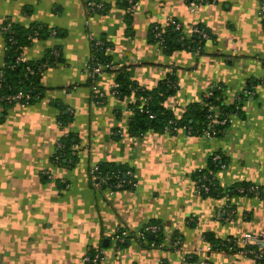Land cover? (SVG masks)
<instances>
[{"label": "crops", "instance_id": "crops-1", "mask_svg": "<svg viewBox=\"0 0 264 264\" xmlns=\"http://www.w3.org/2000/svg\"><path fill=\"white\" fill-rule=\"evenodd\" d=\"M104 1V11L89 14L85 0H0V67L5 26L41 27L21 54L34 62L54 57L41 73L37 100L0 108V264H86L94 251L105 255L100 264H254L221 242L264 235L261 0L197 7L189 0H136L131 13L125 0ZM171 19L204 25L209 38L202 49L160 46L151 27ZM92 36L112 45L115 64L94 81L87 71ZM172 75L174 91L163 104L177 118L216 87L234 106L232 122L215 137L187 128L132 130L136 107L146 103L136 90L155 89ZM125 79L134 86L130 94L114 93ZM251 85L255 94L238 99ZM68 136L69 160L60 162ZM216 153L225 159L214 173L219 190L199 195L196 176ZM104 162L132 168L138 185L116 193L95 188L90 167ZM242 183L263 194L226 193ZM152 222L162 232L140 240L137 232ZM120 228L128 231L123 243L115 238Z\"/></svg>", "mask_w": 264, "mask_h": 264}, {"label": "trees", "instance_id": "trees-1", "mask_svg": "<svg viewBox=\"0 0 264 264\" xmlns=\"http://www.w3.org/2000/svg\"><path fill=\"white\" fill-rule=\"evenodd\" d=\"M136 1V0H135ZM105 3V2H104ZM127 11L130 7V3L125 0ZM107 5L105 3L104 8L96 11L101 12L106 9ZM159 24H154L151 27L150 35L151 37L158 42V39L155 37L154 27ZM199 26L204 25L199 23ZM160 29L163 30V38H164V49L167 52H172L174 50H177L179 48H188L191 51L197 52V50L202 49V44L204 42V38L197 34L189 35L187 32L184 31H178L174 28V25L170 22L167 23V25H159ZM206 28V27H205ZM6 33V56H5V64L0 67V106L5 111L8 108L12 107L16 102H9L6 99L1 100V96H10L15 93H18L19 91H23L26 94L30 95V99L25 101L22 100L21 103L24 102V104L34 102L37 100L38 97L42 95L43 89L40 83L41 73L47 64H51L54 60V57H51V55L45 59V61L41 62H34L29 61L26 59V61H18L19 56H23L21 54L22 47L28 43L29 39L28 36H34L41 34V27L35 26L33 28H30L29 31L24 29H16L10 28L8 26H5L4 28ZM208 31V30H207ZM209 33V32H208ZM13 39L12 41L10 39ZM30 38V37H29ZM105 42V46H111L112 45L107 42L104 38H101ZM93 43V54L92 56H96V60L99 61H112L110 53L105 52L104 47H97L95 46L94 40H92ZM60 56L56 55V57ZM113 62V61H112ZM114 64V62H113ZM115 65V64H114ZM27 67H31L34 72L30 73L27 70ZM112 70V69H110ZM108 70V71H110ZM121 76L119 77V79ZM174 76H170L167 80L160 83L158 87L155 89H152L150 91L137 89L136 94L138 97H141L142 99H146V103L143 106L144 111H141L139 106L135 109V115L132 118L131 121V127L134 131H143L145 129L151 128L156 131H166L170 129L173 126V122L176 123L177 126H185L189 125L193 127V132L196 133H202V130L205 128H208V109L209 106H215L219 110H221L223 113H229L234 109V106H226V104L223 101L222 94L220 88H213L210 91L212 94H207L204 97V100L202 102L192 103L188 106L186 112L182 115V117L177 118L174 113L168 109L163 102L173 93L174 91ZM121 84L118 85V92L122 95L130 94L132 88L134 86H130L127 80H121ZM252 86V85H251ZM246 96H243L244 98ZM241 98V99H242ZM149 111V112H148ZM64 121H67V115H64L62 118ZM220 134V133H219ZM218 134V135H219ZM64 143V150L59 152V161L60 162H67L69 160V148L72 145V138L71 136L66 137L63 140ZM65 153V154H64ZM69 154V155H68ZM219 154V153H216ZM64 155V156H63ZM221 158L218 161L213 160V156L210 160V165L207 170H202L198 172L196 176V180H198L203 175L209 176V178L214 181V186L212 187L211 191L208 193H203L202 195H209L214 194L218 192V185L216 177L214 176V173L221 168V165L225 163V159L223 155L219 154ZM100 169L103 173H109L112 174L117 171H126L129 169V167L125 165H116L113 163H100ZM251 186L255 185H249V184H237L232 187L227 188L226 193L229 195L231 194H241L246 195L245 193H240L238 191L239 188L245 187L249 188ZM218 189V190H217ZM263 194L262 190L260 191V196ZM248 196H254L256 195L253 192L247 193ZM157 223V222H152ZM159 224V223H157ZM160 225V224H159ZM162 232V229L157 232L158 234ZM155 233V234H157ZM149 234L146 235L145 241H147V237ZM150 244H155V241L151 240ZM222 248L226 249L229 246L233 247L231 242H227L226 239H224L222 242ZM96 251L91 252L90 254L93 255ZM261 264H264V257L260 260Z\"/></svg>", "mask_w": 264, "mask_h": 264}, {"label": "built area", "instance_id": "built-area-1", "mask_svg": "<svg viewBox=\"0 0 264 264\" xmlns=\"http://www.w3.org/2000/svg\"><path fill=\"white\" fill-rule=\"evenodd\" d=\"M130 3V7L128 9V12L131 13L136 8V1L135 0H127ZM104 0H85V6L87 9V12L89 14L94 13L96 11H99L104 8ZM215 2V0H189V5L191 7H197L202 4H210ZM260 15L264 17V0H261L260 4ZM174 25V28L178 31H184L187 32L189 35H199L204 39L209 38V33L207 29L203 26H199V23H195L190 25L189 27H186L181 21L177 19H171L169 21ZM167 25V24H166ZM164 26V25H163ZM155 37L158 39V43L160 46L164 48L163 42V30L160 29L159 25L154 27ZM55 33V31H53ZM92 40L95 42V46L97 47H104L106 53H111L112 47L111 46H105V42L100 37H91ZM13 40L12 38L10 39ZM6 47V46H5ZM198 52V50H197ZM55 55H59V52L55 51ZM18 61H26V58L24 56H19ZM115 65L112 61H99L96 60V56H92L90 61L87 64V71L91 77V79L94 81L98 75L103 74L104 72L114 69ZM27 70L30 73H33L34 70L31 67H27ZM114 93L118 92V84H115L114 86ZM209 94H212L210 91ZM255 94V89L253 86L247 87L243 90L242 94L238 97V99H241L243 96H250ZM100 96H103L102 93H99ZM6 99L9 102H16L20 104L22 100H29L30 95L24 93L23 91H19L18 93H15L10 96H1V100ZM146 100V99H145ZM1 108V106H0ZM141 111H144L143 107L140 108ZM149 112V111H148ZM232 122L231 117L228 113H223L221 110H219L215 106H209L208 109V128H205L202 130V134L206 137H215L221 131L226 128L230 123ZM173 126L168 129V131H177L180 128H187L189 131H193V127L189 125L185 126H177L175 122L172 123ZM59 156H56V159H58ZM221 158L219 154L213 155V160L218 161ZM225 164L223 163L221 165V168H224ZM90 175V181L92 185L97 189H108L110 193H116L121 192L128 189L135 188L137 183V178L135 175V172L132 168L127 169L126 171H117L112 174L109 173H103L100 169L99 164H94L90 167L89 170ZM196 191L199 195H202L203 193H208L211 191L212 187L214 186V181H212L211 178L207 175H203L198 180H196ZM240 193H247L253 192L256 195L260 196L261 189L258 186H251L249 188L241 187L238 189ZM235 210L231 209L226 213V218L229 220ZM162 229L161 225L157 223H147L141 229L137 232L138 238L140 240H145L146 235L149 233H157ZM128 236V231L123 229H118L115 238L118 242L123 243L126 241ZM227 242H231L232 245H234L232 248L235 250L238 254L247 257L252 258L254 261V264H261V259L264 257V235H256V234H246L241 239H231L226 238ZM154 245V244H152ZM173 245L175 247H180V241L173 240ZM105 259V255L102 251H97L93 255L88 254L86 255L84 261L86 264H100ZM201 264H210L207 260H202L200 262Z\"/></svg>", "mask_w": 264, "mask_h": 264}]
</instances>
